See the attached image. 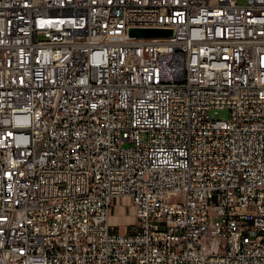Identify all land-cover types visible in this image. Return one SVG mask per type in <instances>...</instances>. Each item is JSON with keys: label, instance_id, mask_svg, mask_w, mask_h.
<instances>
[{"label": "built area", "instance_id": "1", "mask_svg": "<svg viewBox=\"0 0 264 264\" xmlns=\"http://www.w3.org/2000/svg\"><path fill=\"white\" fill-rule=\"evenodd\" d=\"M0 264H264V0H0Z\"/></svg>", "mask_w": 264, "mask_h": 264}, {"label": "rangeland", "instance_id": "2", "mask_svg": "<svg viewBox=\"0 0 264 264\" xmlns=\"http://www.w3.org/2000/svg\"><path fill=\"white\" fill-rule=\"evenodd\" d=\"M227 112L220 113V117H227ZM133 221V210L128 199L120 198L115 208H113L110 215V222L112 225L119 226V230L123 231L127 223Z\"/></svg>", "mask_w": 264, "mask_h": 264}, {"label": "water", "instance_id": "3", "mask_svg": "<svg viewBox=\"0 0 264 264\" xmlns=\"http://www.w3.org/2000/svg\"><path fill=\"white\" fill-rule=\"evenodd\" d=\"M129 34L138 37H159L168 36L171 31L164 29H130Z\"/></svg>", "mask_w": 264, "mask_h": 264}, {"label": "crops", "instance_id": "4", "mask_svg": "<svg viewBox=\"0 0 264 264\" xmlns=\"http://www.w3.org/2000/svg\"><path fill=\"white\" fill-rule=\"evenodd\" d=\"M116 205H117V203H116ZM116 205H115V206H116ZM114 208H115V207H114Z\"/></svg>", "mask_w": 264, "mask_h": 264}]
</instances>
